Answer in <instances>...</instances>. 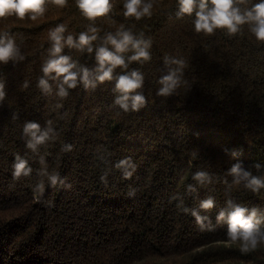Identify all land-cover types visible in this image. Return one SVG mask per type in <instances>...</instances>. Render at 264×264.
Masks as SVG:
<instances>
[{
    "label": "trees",
    "instance_id": "trees-1",
    "mask_svg": "<svg viewBox=\"0 0 264 264\" xmlns=\"http://www.w3.org/2000/svg\"><path fill=\"white\" fill-rule=\"evenodd\" d=\"M110 2L112 12L95 21L100 31L93 52L65 47L62 54L77 70L94 72L95 48L106 33L120 25L143 32L152 41V58L127 69L144 75L147 104L136 112L114 106V80L94 90L78 85L65 98L55 94L58 81L49 78V94L37 86L49 31L63 23L65 35L77 36L91 23L75 0L64 8L49 0L35 21L0 19V34L13 35L25 56L0 65L6 91L0 101V264H264V246L243 254L238 242L227 240L226 226L216 222L229 199L264 209V189L253 193L223 183H231L226 173L236 162L246 169L264 165V44L247 25L233 36L224 30L197 34L194 17H176V0H154L151 17L139 21L123 16V0ZM166 54L186 62V83L160 97L157 81L166 74ZM26 121L42 129L51 121L57 138L33 153L22 136ZM65 144L72 150L62 151ZM17 155L28 161L29 176L13 178ZM41 157L64 185L52 187L39 174ZM126 157L136 165L128 179L115 167ZM197 171L209 173L213 182L198 185L192 179ZM252 171L264 175V168ZM209 196L215 206L203 211L199 204ZM185 207L209 217L214 230L202 231Z\"/></svg>",
    "mask_w": 264,
    "mask_h": 264
},
{
    "label": "clouds",
    "instance_id": "clouds-1",
    "mask_svg": "<svg viewBox=\"0 0 264 264\" xmlns=\"http://www.w3.org/2000/svg\"><path fill=\"white\" fill-rule=\"evenodd\" d=\"M58 8H64L68 0H50ZM178 19L184 16L193 18V30L195 33L212 35L217 30H224L229 36L236 35L247 25L251 36L258 43L264 44V0L251 4L248 7V0H176ZM49 0H0V19L15 17L17 20L35 21L42 17L46 11ZM75 6L84 19L90 21L87 30L81 31L77 36L67 34V26L63 23L56 25L49 31L50 47L48 58L41 66L42 76L38 79L37 86L43 93H51L49 78L58 81L56 96L65 98L69 95V90L75 89L78 85H83L85 89H95L97 85L105 82L115 81L113 91L117 94L113 101L114 106L123 112L139 111L145 107L147 100L141 89L144 84V75L139 70L127 71L129 64L133 62H147L151 60L150 48L152 41L146 38L144 33L138 35L130 29H125L124 25L115 31L108 32L103 37V43L95 48L96 68L90 72L87 68L77 70V64L71 57L62 54L65 47L76 49L77 51L87 50L93 52V42L98 39L99 28L95 27L98 18L105 17L113 10L110 0H75ZM154 7V0H123V16L136 21L145 17H151ZM108 46H111V50ZM131 53L127 57L124 55ZM25 59L20 47L17 45L15 37L8 32L0 34V65H7L9 62L19 63ZM163 65L167 69L157 83L159 88L157 96L169 97L173 95L182 83L183 70L186 62L183 59L165 55ZM117 69H121L120 74L114 75ZM27 87V84H25ZM6 96L5 82L0 80V101ZM17 117L14 116L13 119ZM26 149L35 153L38 146L49 141H54L58 133L52 127V122L48 121L42 129L41 125L35 121H26L22 130ZM72 150V145L65 144L62 151ZM226 154H227V150ZM236 158L239 153L233 151L230 154ZM40 163L44 167L40 170V175L47 179L52 187L64 185L65 180L59 173H49L43 157ZM13 167V178L27 177L32 173V168L28 161L21 156L15 157ZM116 168L121 169L125 179L131 177L135 170V163L131 157L120 160ZM264 165L257 162L249 168H245L242 163L236 162L228 169L226 176H230L231 183L224 180L227 189L235 186H243L253 193H258L264 189V175L253 174L252 169L260 171ZM104 180V177H101ZM198 185L211 184L213 177L205 171H197L192 176ZM44 188L42 180L38 185ZM188 191H195L192 185L188 186ZM215 206L214 198L209 196L202 200L199 208L208 211ZM185 214H190L197 226L203 231L214 230L209 217L201 216L195 209L182 208ZM208 222L207 224L205 222ZM217 224L226 226V237L229 242L239 243L240 252L243 254L255 251L259 246H264V209L257 207H244L234 203L231 199L226 201V209H222L216 216Z\"/></svg>",
    "mask_w": 264,
    "mask_h": 264
},
{
    "label": "rangeland",
    "instance_id": "rangeland-1",
    "mask_svg": "<svg viewBox=\"0 0 264 264\" xmlns=\"http://www.w3.org/2000/svg\"><path fill=\"white\" fill-rule=\"evenodd\" d=\"M221 244V243H220ZM211 245H213V244H211ZM211 245H209V246H211ZM218 246H220L219 244H218Z\"/></svg>",
    "mask_w": 264,
    "mask_h": 264
}]
</instances>
